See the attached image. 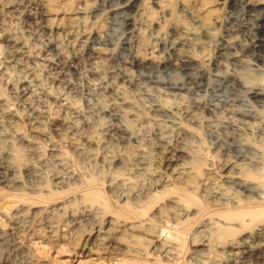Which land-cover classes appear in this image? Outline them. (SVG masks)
<instances>
[{
  "label": "rangeland",
  "instance_id": "1",
  "mask_svg": "<svg viewBox=\"0 0 264 264\" xmlns=\"http://www.w3.org/2000/svg\"><path fill=\"white\" fill-rule=\"evenodd\" d=\"M94 1L85 10L88 16L86 22L92 28H88L87 32L92 35L98 31L102 37L99 46L104 49L105 54L101 57L90 55L85 44L81 43L84 39L80 36V39H66L63 42L62 54L67 63L58 61L55 57L48 60V63L38 52L46 44L50 33L48 35L44 22L28 16L30 12H37V0H0V26L4 29L0 34V103L3 105L2 109L0 106V163L5 167H14L16 173L13 177L18 181L15 193L11 188L0 184V199L3 201L4 197L12 195L24 196L29 202L32 201L27 202L34 208L23 213V226H26L20 232L24 236L21 242L17 239L16 232L6 234L4 240L0 237V264H196L197 260L205 264H228L225 253L235 248V243L254 229L261 216L253 217L250 221L245 217L243 222L235 221L238 225L233 224L227 228L217 225L218 220L214 216H221L222 212L212 214L210 211L213 208L209 206L216 201L212 199L216 195L215 191L223 197L220 200L227 196L229 198L225 200H229L235 192V197L247 194L254 200L264 196V192L257 189L258 192L251 188L253 193L251 190L244 193L237 188L227 189L229 184H224L229 180L225 170L227 168L224 167L227 162L238 160L245 163L249 161L248 158H264V140L258 139L252 131L264 127V98L252 100L249 93L252 87L264 89V46L257 51L249 50L257 24L256 19H253L256 13L243 8L247 0H203L213 10V16H205L207 20L209 18L212 29V36L205 41L203 56L201 55L205 59L202 62L205 67H202V71L201 68L179 71L177 65L174 66L178 61L169 51L173 25L180 23L179 21L190 23L188 14L179 11V2L182 0H163V12L152 8L154 0H140L139 4H145L152 13L149 21L140 28L142 44L153 46L160 57L156 63L141 65L133 64L131 51L124 41L127 40L126 19L129 16L135 19L136 9H129L128 12L122 6L123 0ZM184 1L188 2L193 11L196 10L193 0ZM261 1L264 3V0ZM7 3L11 5L10 8H6ZM261 7L264 10V4ZM36 23L40 24L37 26ZM5 32L23 37L30 51L34 50L30 52L26 62L27 67H34L28 68L33 79L29 77L23 82L19 79L22 76L16 75L15 71L5 70L4 55L1 56L5 53ZM232 38L234 44L232 43V49H228L225 42ZM217 51L223 52L222 58H217ZM143 52L144 48L141 47V53ZM255 53H261L260 57ZM196 54L198 55V51ZM69 60L79 65L74 76L64 69L65 65L62 68L63 64L71 63ZM34 61L36 65H32ZM91 67L108 79L117 78L118 84L122 82L120 86L127 97L128 105H132L141 115L135 122H130V129L139 132L138 138L141 141L137 145L120 139L109 140L104 133L105 126L114 123L108 117L110 110L128 106L119 107V101L116 103L110 100L103 90L94 88L95 78ZM171 67H176L178 71ZM60 71L63 72L59 73ZM123 72L130 74L129 81L124 84L118 78L122 77ZM239 79H242L241 84ZM29 81L35 86L32 87ZM25 83L31 86L29 94L34 95H23ZM19 88L21 90L18 92ZM65 93L72 97L75 104L72 106H77L76 109L80 110L90 124H83L78 119V123H74L69 129L67 120L70 119V111L66 109L67 104L61 98ZM22 95L26 97L23 98ZM157 104L163 108L169 105L174 109L168 115L160 113L154 118L149 109H154ZM6 112H10L12 117L7 116ZM193 115H196L195 118ZM165 125L168 136L163 145L156 133L160 129L165 130ZM176 125L184 131L177 130ZM189 137L195 143L189 144L186 141ZM239 143L245 145L240 146ZM171 145L183 147L185 153H176L179 158L175 163L166 162L167 151L174 148ZM163 148L166 149L163 151ZM59 156L65 158L68 165L62 164L63 169L52 158ZM113 159L117 160L118 165L123 162L130 169L129 181L125 185L110 184L111 176L107 164ZM189 161L193 162L185 167H190L195 177L190 180L188 187H183L173 181L169 173L176 164ZM55 175L67 184H57ZM161 178L163 180L158 181ZM56 184L63 188L58 189ZM89 192L90 195L87 196ZM225 200L223 203L228 205ZM51 201L55 202L52 204ZM40 205L44 210H41ZM235 208H241V205ZM36 229L40 233L47 232L46 235L54 234L56 237L62 235L63 238H57V242L52 243L45 239L44 244L36 250L23 246L29 244V235ZM145 235L157 236L160 245ZM97 236L107 238L100 249L96 246L99 242ZM8 239L12 240L9 242ZM16 239L22 245H18ZM170 239L175 248L171 250V254L163 256L161 253ZM200 239L206 241L205 247L197 244L196 241ZM92 244L97 247L96 250ZM153 247H156L155 251ZM129 248L139 249L141 252L133 254L129 252ZM260 250L264 251V247L255 250L257 259L246 260L248 262L243 260L244 264H264V254H260Z\"/></svg>",
  "mask_w": 264,
  "mask_h": 264
},
{
  "label": "bare ground",
  "instance_id": "2",
  "mask_svg": "<svg viewBox=\"0 0 264 264\" xmlns=\"http://www.w3.org/2000/svg\"><path fill=\"white\" fill-rule=\"evenodd\" d=\"M94 0H37V7L38 9L36 10L37 12L35 13H29V17H35L36 19L38 18V20H41V22H44L47 29H48V35L49 37H47L48 39H46V44L42 47V49H39V56H41L43 58L44 61H48L50 60L52 57H55L61 61H64V56L62 54L63 52V42L66 39L69 40H77L78 38L80 39V36L84 39H82L83 41H81V43L85 44V49H87V51L90 53V55H93L94 57H101V55L103 56L104 53V49L102 47L99 46V43L102 42V37L99 35L98 31L97 32H93L92 35L91 33L89 34V32H87L88 24L86 22L87 19V15L85 13V10L87 9V6L89 4H91ZM23 2V1H22ZM95 2V1H94ZM93 2V3H94ZM140 0H123V7L124 9H128V12L130 11L129 9H136V17L135 19L131 18V16H129L128 19H126V27H127V40L125 39L124 41L126 42L128 48L131 51L132 54V62L134 65H141L143 63H152V62H158L159 60V56H158V52L156 51V49L153 46H150L149 44L144 46L142 44V37H141V26H143L145 23H147L150 19V16L152 15L151 13V9L146 7L145 4H139ZM164 1L163 0H154L152 1V8L156 9L157 11L163 12V7H164ZM193 2L196 4V10H192L190 8V6L188 5V2H185L184 0L179 2V11L180 13H187L189 16V24H184L181 21H179L180 23L174 24L172 27V31H171V40H170V55L173 57L175 56L178 63L174 66L177 65L178 70L179 69H183V70H189V69H193L195 70V68H201L200 71H202V67L204 68V66H202V62L203 57H201V55L203 56L202 52H203V48L205 45V41H207L211 36H212V29L210 27V24L208 22V20L205 18L206 15L213 16V10L209 9V7L207 5H205V3H203V0H193ZM9 3V1H8ZM7 3V4H8ZM6 4V8H10L11 5ZM121 4V3H120ZM236 4V3H235ZM241 4V3H240ZM238 3V5H240ZM243 4V3H242ZM264 3L261 0H247L243 5V8L245 7L249 12H255L256 16L253 17V19H256L257 24L254 30V35L252 38V41L250 42L251 44L249 45V50H260L262 49V47L264 46V10H262L263 8L261 7ZM22 5V4H21ZM31 5V4H30ZM4 6V5H3ZM235 6V5H233ZM232 6V7H233ZM231 7V9H232ZM241 7V6H240ZM5 8V7H4ZM26 8V7H25ZM242 8V10H243ZM14 9V8H13ZM229 9V11L231 10ZM33 10V9H31ZM35 10V9H34ZM123 10V9H122ZM7 12H11V11H7ZM23 12V10H22ZM245 12V11H244ZM6 13V11H5ZM12 13V12H11ZM21 13V12H20ZM19 13V14H20ZM125 14V13H124ZM248 15V13H246ZM252 14V13H251ZM254 14V13H253ZM128 15V13H127ZM130 15V14H129ZM245 15V14H244ZM13 16V15H12ZM21 16V15H20ZM27 16V17H28ZM249 17V16H248ZM33 18V19H35ZM125 18V16H124ZM127 18V16H126ZM13 19V18H12ZM15 19V18H14ZM17 19V17H16ZM124 20V19H123ZM26 21V20H25ZM35 21V20H34ZM8 22V21H7ZM37 22V21H36ZM32 24V23H31ZM40 23H38L39 25ZM14 25V24H13ZM37 25V23H36ZM37 25V26H38ZM10 26V25H9ZM32 26V25H31ZM35 26V24H34ZM36 26V27H37ZM42 26V25H40ZM124 26V27H125ZM255 26V25H254ZM43 27V26H42ZM9 28V27H8ZM22 28V27H21ZM39 28V27H38ZM91 28V27H90ZM89 28V30H90ZM158 28V27H156ZM40 29V28H39ZM42 29V28H41ZM44 29V28H43ZM92 29V28H91ZM4 31V29L0 26V34H2ZM8 31V30H7ZM6 31V32H7ZM20 31V30H19ZM30 31V30H29ZM46 31V29H45ZM125 31V30H124ZM5 32V33H6ZM15 32V31H14ZM126 32V31H125ZM21 33V32H20ZM46 33V34H47ZM19 34V33H18ZM252 34V33H251ZM4 35V34H3ZM22 35V34H21ZM31 35V34H30ZM232 35V34H231ZM47 36V35H46ZM251 36V35H250ZM40 37V36H39ZM126 37V35H125ZM25 38V36H24ZM231 38V37H230ZM28 39V38H27ZM3 40H4V44H5V48L3 50H5V53L1 56L4 55L3 57V63L6 65L5 70L7 69H12L13 71H15L14 73H16V75L18 76H22L23 82L24 79L27 80L29 77H31V67H27L28 63L26 65L27 59L30 55V52H34L30 51V47L28 45H26L27 43H25V41L23 40V37H16L14 34H8L6 33L3 36ZM29 41V40H28ZM104 41V40H103ZM226 41V40H225ZM233 38L232 40H227L225 42V45L228 46V49H232L231 46H233L234 42ZM169 42V41H168ZM233 43V44H232ZM34 44V43H33ZM74 44V43H73ZM124 44V42L122 43ZM37 45V44H36ZM71 45V43H70ZM69 45V46H70ZM224 45V46H225ZM28 46V47H27ZM40 46V45H38ZM103 46V45H102ZM221 46V45H220ZM248 46V44H247ZM74 47V46H73ZM141 47L144 48V52L141 53ZM168 48V47H167ZM224 48V47H223ZM221 48V49H223ZM248 48V47H247ZM246 48V50H247ZM2 49V47L0 48V50ZM32 49V47H31ZM227 49V47H226ZM225 49V50H226ZM197 50L198 51V55L196 53H194L193 51ZM224 50V51H225ZM37 51V50H36ZM128 51V50H127ZM253 51V52H254ZM262 51V50H261ZM252 52V51H251ZM260 52V51H259ZM72 53V52H71ZM217 55V58H222L221 56L224 55L222 54L223 52L221 51H217L215 52ZM32 54V53H31ZM34 54V53H33ZM37 54V53H36ZM35 54V55H36ZM168 54V53H167ZM227 54V53H226ZM225 54V55H226ZM256 54V53H255ZM77 54H75L76 56ZM89 55V54H88ZM169 55V54H168ZM169 55V56H170ZM229 55V54H227ZM232 55V54H231ZM230 55V56H231ZM258 55V57H260L259 55H261V53L256 54V56ZM170 56V57H171ZM235 56V55H234ZM37 57V56H36ZM227 58V56H224ZM39 58V57H38ZM229 58V56H228ZM233 58V57H232ZM255 58V57H253ZM76 59V58H75ZM97 59V58H96ZM258 58H256L257 60ZM42 60V59H41ZM42 60V62H43ZM169 60V59H168ZM175 60V61H176ZM228 60V59H227ZM254 60V59H253ZM259 60V59H258ZM70 61V60H69ZM176 61V62H177ZM214 61V60H213ZM221 60H219L220 62ZM63 62V63H64ZM71 62V61H70ZM218 62V60H217ZM223 63V61H221ZM220 62V63H221ZM2 63V64H3ZM30 63V62H29ZM49 63V61H48ZM56 63V62H55ZM61 63V62H60ZM67 63V62H65ZM213 63V62H212ZM225 63V61H224ZM227 63V61H226ZM225 63V64H226ZM36 65L35 61L34 63H32V65ZM51 64V63H50ZM225 64H222L225 66ZM31 65V64H30ZM42 65V64H41ZM44 65V64H43ZM53 65H55L53 63ZM65 65V66H64ZM171 65V64H169ZM46 66V64H45ZM50 66V65H49ZM58 66V65H56ZM64 66V69L69 71V73H76L79 68H78V64L71 62L68 64H63L62 68ZM214 66V65H213ZM220 66V65H218ZM2 67V66H1ZM36 67V66H35ZM30 68V69H28ZM34 68V67H32ZM44 68V66H43ZM173 69V67H171ZM177 70L176 67H174ZM222 68V67H221ZM49 69V68H48ZM51 69V68H50ZM60 69V68H59ZM92 69V74H94V88L95 89H99V90H103L106 94L107 98H110V100H114V102L117 103V101H119V107L120 106H128V107H123V108H116V109H111L110 113H108V117L112 119V121H114L113 124H109V126H105V132L106 135L109 137V140H116V139H120V140H124L126 142H131V144H136L139 143L141 140L138 138L139 136V132H137V130L133 131L132 129H130V124L132 122H135L139 116H141L140 114H138L132 105H128V100L127 97L124 96V91L121 89L122 85L121 83L118 84L116 83V79H108L104 76H102L94 67H91ZM173 69V70H175ZM58 70V69H57ZM225 70V69H224ZM12 71V72H13ZM59 71V70H58ZM57 71V72H58ZM64 71V70H63ZM62 71V72H63ZM124 71V70H123ZM180 71V70H179ZM192 70H190L191 72ZM5 71H3L4 73ZM8 72H10L8 70ZM6 72V73H8ZM56 72V73H57ZM61 71L59 73H62ZM122 71H120L121 73ZM131 72V71H130ZM182 72V71H181ZM184 72V71H183ZM204 72V70H203ZM35 73V72H34ZM42 73V72H41ZM39 73V74H41ZM50 73V72H49ZM54 73V72H53ZM55 73V74H56ZM68 73V74H69ZM129 73V72H128ZM128 73H124L121 75L122 77H118L121 78V81L126 82L127 80L129 81L130 79V74ZM180 73V72H179ZM13 74V73H12ZM67 74V73H66ZM78 74V73H77ZM182 74V73H181ZM184 74V73H183ZM187 73H185L186 76ZM250 74V73H249ZM6 75V74H5ZM8 75V74H7ZM15 75V74H14ZM15 75V76H16ZM38 75V74H37ZM51 75V74H50ZM53 75V74H52ZM60 75V74H59ZM63 75V74H62ZM189 75V74H188ZM203 75V74H202ZM227 75H229V73H227ZM233 75V74H231ZM133 76V75H131ZM57 77V76H56ZM225 78V76H223ZM236 77V76H235ZM235 77H233L235 79ZM9 78V77H7ZM17 78V77H16ZM27 78V79H26ZM32 78V77H31ZM35 78V77H34ZM37 78V77H36ZM53 78V77H51ZM60 78L63 79V76H61ZM65 78V77H64ZM237 78V77H236ZM6 79V78H5ZM10 79V78H9ZM33 79V78H32ZM49 79V78H48ZM61 80V83L63 82ZM132 79V78H131ZM7 80V79H6ZM30 80V79H29ZM226 80V78L224 79ZM240 80V79H239ZM31 81V80H30ZM29 81V83H30ZM54 81V80H53ZM228 81V80H227ZM238 81V80H237ZM242 81V79L240 81H238L239 83ZM9 82V81H8ZM20 82V81H19ZM36 82V81H35ZM229 82V81H228ZM28 83V82H26ZM24 86L23 91V95H26V93L29 94V87L32 86V84L30 83L31 86H27L29 84ZM58 83V82H57ZM67 83V82H66ZM72 83V82H71ZM127 83V82H126ZM231 83V82H230ZM238 83V85H239ZM7 84V83H5ZM60 84V83H58ZM68 84V83H67ZM241 84V83H240ZM39 85V83H38ZM118 85V86H117ZM251 85V84H250ZM249 85V86H250ZM35 86V85H33ZM32 86V87H33ZM37 86V85H36ZM241 86V85H240ZM259 86V85H258ZM22 87V86H21ZM20 87V88H21ZM40 87V86H39ZM19 88L18 92L21 90ZM182 88V87H181ZM190 88V87H189ZM192 88V87H191ZM209 88V87H208ZM249 90L250 95L252 97V100L254 98L255 99H261L264 98V89L259 87V88H254ZM32 89V88H31ZM34 89V88H33ZM41 89V88H40ZM35 90V89H34ZM60 90V89H59ZM21 91V92H22ZM15 92V91H14ZM63 92V91H62ZM164 92V91H163ZM41 93V92H40ZM39 93V94H40ZM61 93V92H60ZM69 93V92H67ZM65 93V95H63L61 98L62 100L67 104L66 109L69 110V114H70V119L67 120L68 121V127L69 129H71L77 122V120H82L83 124H90V122L83 117V115L80 113V110L76 109L75 106H72L73 101L72 97H70L69 95L67 96ZM248 93V95H249ZM17 94V93H16ZM22 94V93H21ZM38 94V93H37ZM49 94V93H48ZM22 95V96H23ZM29 95H34V94H29ZM36 95V94H35ZM60 95V94H59ZM58 95V96H59ZM82 95V94H81ZM171 96H175V94H170ZM20 96V95H19ZM44 96V95H43ZM47 96V95H46ZM74 96V95H73ZM83 96V95H82ZM168 96V95H167ZM17 97V96H16ZM26 97V96H25ZM23 96V98H25ZM29 97V96H28ZM36 97V96H35ZM250 97V98H251ZM19 98V97H18ZM45 98V97H44ZM75 98V97H73ZM27 99V98H26ZM25 99V100H26ZM59 99V98H58ZM87 99V98H86ZM14 100V99H13ZM37 100V99H36ZM42 100V99H41ZM31 101V100H30ZM34 101V100H32ZM40 101V100H39ZM36 102V101H35ZM42 102V101H41ZM61 102V101H60ZM26 103V102H25ZM24 103V104H25ZM31 103V102H30ZM64 103V104H65ZM113 103V102H112ZM4 104V103H3ZM20 104V103H19ZM27 104H29L27 102ZM34 104V103H33ZM41 104V103H40ZM58 104V103H57ZM63 104V106H64ZM35 105V104H34ZM33 105V106H34ZM37 105V104H36ZM75 105V104H74ZM158 105V104H157ZM156 107H154V105L152 107H154V109H149V112H151V114L153 115L154 118L158 117L160 113L162 114H166L168 115L170 112V110L174 109L172 107H170L168 105L167 108H163L162 106L158 105ZM1 109H2V104L0 103ZM9 106V105H8ZM30 106V105H29ZM150 106V105H148ZM58 107V106H57ZM60 107L61 104H60ZM59 107V108H60ZM65 107V106H64ZM75 107V108H74ZM5 108V106L3 107ZM38 108V107H37ZM218 108V107H217ZM15 109V108H14ZM32 109V107H31ZM63 109V108H62ZM4 110V109H3ZM9 110V109H8ZM35 110V109H34ZM33 110V112H34ZM93 110V109H92ZM151 110V111H150ZM231 110V109H230ZM2 111V110H1ZM44 111V110H43ZM64 111V110H63ZM98 111V110H97ZM107 111V110H106ZM212 112V110H210ZM47 112V111H46ZM103 112V111H102ZM169 112V113H168ZM190 112V111H189ZM3 113V112H2ZM10 113V112H9ZM9 113H5L7 116L12 117ZM39 113V112H38ZM65 113V112H64ZM63 113V114H64ZM99 113H101L99 111ZM106 113V112H105ZM168 113V114H167ZM202 113V112H201ZM93 113H91L92 115ZM194 114V113H193ZM172 114H170L171 116ZM192 115V114H191ZM38 116V115H37ZM63 116V115H62ZM69 115H67L68 117ZM194 116V115H193ZM196 116V115H195ZM194 116V118H195ZM16 117V116H14ZM163 117V116H162ZM168 117V116H167ZM165 117V118H167ZM189 117V116H188ZM90 118V117H89ZM99 118V117H98ZM160 118V117H159ZM210 118V117H209ZM10 119V118H9ZM76 121H73L75 120ZM192 119V118H191ZM197 119V117H196ZM195 119V120H196ZM256 119V118H255ZM261 119V118H260ZM66 120V119H65ZM108 120V119H107ZM193 120V119H192ZM237 120V119H236ZM81 122V121H79ZM131 122V123H130ZM187 122V121H186ZM259 122H261L259 120ZM78 123V122H77ZM128 123V124H127ZM190 123L192 124L193 121ZM211 124V123H210ZM240 124V123H239ZM256 125V124H255ZM178 126V125H176ZM264 126V125H263ZM169 127V125L167 126ZM196 127V126H195ZM78 128V127H77ZM166 128V125H165ZM171 128V126H170ZM175 128V127H174ZM173 128V129H174ZM177 128V127H176ZM172 129V130H173ZM180 131H184V129H181V127L178 129ZM176 130V131H177ZM77 131V130H76ZM169 131H171L169 129ZM253 134H255L254 136H257L258 139L260 140H264V127H260V128H256L255 130H252ZM175 132V131H173ZM168 133L167 128L165 130L160 129L157 133H156V137H158V140H160L161 144L164 145V143L166 142V135ZM179 133V132H178ZM177 134V132H176ZM183 134V132H182ZM105 135V134H104ZM179 134H177L178 136ZM77 136V135H76ZM155 136V135H154ZM171 137V136H170ZM185 137V136H184ZM170 139V138H168ZM176 139V138H175ZM173 140V139H172ZM171 140V141H172ZM168 141V140H167ZM189 144H193L195 143V140H193L191 137L187 138L186 140ZM234 141V140H233ZM237 141V140H236ZM157 142V140H156ZM176 142V141H175ZM181 142V141H180ZM74 143V142H72ZM76 143V142H75ZM74 143V144H75ZM159 143V142H158ZM157 143V144H158ZM170 143V142H168ZM167 143V145H168ZM238 142H236L237 144ZM177 144V143H176ZM243 145L242 143H239V145ZM163 145H159V146H163ZM240 145V146H241ZM245 145V144H244ZM243 145V146H244ZM262 145V144H261ZM158 146V145H157ZM166 146V145H165ZM164 146V147H165ZM172 146V145H171ZM242 146V147H243ZM247 146V145H246ZM167 147V146H166ZM174 148H170L169 151H167L168 157L166 158V162L169 163H175L177 161V159L179 158V155L177 156V154H183L184 151L182 150L183 147H179V146H172ZM185 147V146H184ZM169 148V146H168ZM166 148H163V151ZM222 149V147H221ZM77 150V149H76ZM162 150V149H161ZM186 150V149H185ZM242 150V149H241ZM183 151V152H182ZM166 152V151H165ZM177 153V154H176ZM190 151H188L187 154H189ZM224 153V152H223ZM164 154V153H163ZM166 154V153H165ZM185 154V153H184ZM189 154V157L190 158ZM228 155V154H227ZM187 156V155H186ZM229 156V155H228ZM227 156V157H228ZM264 156V154L262 155ZM54 162L58 165H62L65 163L66 165V161L65 158L62 157H52ZM236 158V157H235ZM238 158V157H237ZM243 159V157H242ZM246 159V158H245ZM52 160V159H51ZM67 160V159H66ZM248 162L244 161L245 163H241L240 161H233V162H227L228 164L224 165V167H226L227 169V173H228V181H226L224 184L225 186H227L226 184H229V187L227 186V189H231V188H237L238 190H241L242 192H246L248 190H251V188L254 190H259V191H263L264 192V158L263 159H258V160H253L252 158L249 159L248 158ZM49 162V161H48ZM47 162V163H48ZM53 161H50V163ZM193 161H189V162H183L182 164L180 163L179 165L176 164L177 166H174L173 168L170 169V173L169 176L170 178H172L173 181H177L178 185H181L183 187H188L190 180L193 179L195 177V174H193V171L190 167H185V165L192 163ZM44 164V163H43ZM119 164V163H118ZM117 164V160L113 159L111 161H108V169L110 170V176L109 177V181L110 184L116 185V186H120V185H125L126 182L129 181V177H128V171L130 170L128 165H125L122 163H120V165ZM4 164L1 165L0 163V184L3 185L4 187H8L12 189V191H16L17 186L18 185V181L16 180V178H14L13 176L15 175V169L14 167H5L3 166ZM51 165V164H50ZM57 165V166H58ZM175 165V164H174ZM52 166V165H51ZM56 166V165H55ZM68 166V165H66ZM44 167V165H43ZM42 167V168H43ZM53 167V166H52ZM172 167V166H171ZM54 168V167H53ZM65 168V167H64ZM63 169V165L62 168ZM224 170V171H225ZM39 171V169H38ZM61 171V170H60ZM34 172V171H33ZM58 173V172H57ZM33 174V173H32ZM208 174V173H207ZM36 175V173H35ZM57 175V174H56ZM55 175V176H56ZM71 175H69L70 177ZM168 176V177H169ZM208 176V175H207ZM59 177V176H58ZM73 177V176H72ZM209 177V176H208ZM68 178V176H67ZM63 179V177H62ZM66 179V178H65ZM64 179V180H65ZM70 179V178H69ZM166 179V178H165ZM54 180V178H53ZM57 184L63 183L61 182L60 178H55ZM163 179L161 178V180L158 181H162ZM205 180H207L205 178ZM71 181V180H70ZM156 181V180H155ZM225 181V180H224ZM55 184V183H54ZM56 184V186H57ZM63 184H67L66 182ZM231 185V186H230ZM2 186V187H3ZM55 186V185H54ZM55 186V190L57 189ZM60 186V185H59ZM58 187V189L63 188V187ZM65 188V187H64ZM211 188V187H210ZM219 188V187H218ZM212 189V188H211ZM217 190V189H216ZM256 190V191H257ZM252 191V190H251ZM250 191V192H251ZM255 191V192H256ZM12 192V194H14ZM208 192V191H207ZM258 192V191H257ZM214 193V192H213ZM236 193V192H235ZM234 193V194H235ZM253 193V191H252ZM212 194V191H211ZM216 194V195H215ZM221 194V193H220ZM225 195V192L223 193ZM234 194H232L229 200H225L227 197H225L224 199L220 200L221 197L219 194L217 195L216 191L214 193L215 196L212 197V199L216 200L212 203L211 208H213V210H211L210 212H212V214L217 215V213H221L222 215L219 216H214V218H216V220H218V222L216 223L217 225L221 226V227H229L230 225L236 224L238 225L236 222H243V219L245 217L249 218V221L253 218V217H257V216H261V219L258 221L259 223L255 225L254 229L245 234L243 237H241L236 243H235V248H232L231 251H227L225 253V261L228 264H244L243 260H249V259H257L256 257V252L255 250L260 249L261 247H264V196L262 198L256 199L254 200L253 198H250L249 195L246 194V196H237L235 197ZM25 195V194H24ZM90 195V192L87 193V196ZM207 195V194H206ZM242 195V194H241ZM245 195V194H243ZM253 195V194H252ZM2 196V195H0ZM86 196V194H85ZM86 196V197H87ZM220 196V197H218ZM248 196V197H247ZM210 197V195H209ZM31 198V197H30ZM41 198V197H39ZM43 198V197H42ZM229 198V197H228ZM4 200L1 201L0 203V237L2 238V240H4V236L8 233H17L16 237H18L17 239L23 240L22 234H20L21 229L25 226H23L24 220H23V213L25 211L28 210H33V206L32 205H28V199L26 197H21V196H16V195H12V196H7L6 198H3ZM34 199V198H33ZM32 199V200H33ZM37 199V198H36ZM45 199V198H44ZM51 199V198H50ZM38 200V199H37ZM211 200V199H210ZM209 200V201H210ZM223 200H225V202L227 201L228 205H226L225 203H223ZM28 201V202H27ZM40 201V200H39ZM44 201V200H43ZM222 201V202H221ZM32 203V201H30ZM29 202V203H30ZM52 202V201H51ZM50 202V204H51ZM55 202V201H53ZM52 202V204H53ZM41 203V202H40ZM230 203V204H229ZM35 205V203H34ZM44 205V204H43ZM238 205H241V208H235ZM37 206V205H36ZM41 206V205H40ZM47 206V205H46ZM39 207V206H38ZM42 208V206H41ZM40 210V209H39ZM41 210H44L43 208ZM40 210V211H41ZM37 211V210H36ZM32 214V213H31ZM263 216V217H262ZM235 218V219H234ZM28 219V218H27ZM236 221V222H235ZM29 222V221H28ZM6 223V224H4ZM2 224H4L2 226ZM29 225V224H28ZM27 225V226H28ZM3 227H5V229H3ZM8 227V228H7ZM7 228V230H6ZM109 229V228H108ZM105 231V230H104ZM97 232V231H96ZM23 233V230H22ZM26 233V231H25ZM47 232H43L40 233V231H38L37 229L35 231H33L32 234H30L29 236V247L28 245H23L27 248H32L33 250H36L37 247H41V244L43 243V241L46 239L49 242H57L56 239H62V235L61 236H54V234H49L46 235ZM99 233V232H98ZM101 233V232H100ZM104 233V232H103ZM20 234V235H19ZM27 234V233H26ZM57 234V233H56ZM105 234V233H104ZM10 235V234H9ZM9 235L7 237H9ZM174 235V234H173ZM177 235V234H176ZM147 238H152L153 240H155V242L158 244V246L160 245L159 243V239L157 236H149V235H145ZM12 237V236H11ZM15 237V236H13ZM62 237V238H60ZM65 238V237H64ZM97 240H99V242H97L96 246H98V248L100 249L102 246H104V243L106 241V237L102 236L98 237L97 236ZM16 239V240H17ZM173 239V238H172ZM12 240V239H11ZM11 240H7V241H11ZM14 240V239H13ZM17 240V242H18ZM27 240V239H26ZM96 240V239H95ZM93 240V241H95ZM15 243V241H12V243ZM21 242V241H20ZM96 242V241H95ZM197 244L199 246H206V241H202V239L196 241ZM2 244V243H1ZM0 244V245H1ZM4 244V242H3ZM10 245V243H8ZM18 245H22L21 243H17ZM44 244V243H43ZM31 245V246H30ZM40 245V246H39ZM7 246V244H6ZM11 246V245H10ZM93 246V244H92ZM157 246V245H156ZM8 247V246H7ZM13 247V246H12ZM22 247V246H21ZM95 247V246H93ZM218 247V246H217ZM9 248V247H8ZM19 248V247H18ZM82 248V247H81ZM89 248V247H88ZM175 248V244L173 243V241L167 240V245L165 246L164 250L162 251L161 254H164L163 256L167 255V254H171V250H173ZM219 248V247H218ZM14 249H17L14 247ZM83 249V248H82ZM86 249V248H84ZM93 249H97V247L93 248ZM98 249V251H99ZM152 249H154L153 251L156 250V247H153ZM27 250V249H26ZM103 251V249H101ZM235 250V252H234ZM88 251H90L91 253V249H89ZM96 253H99V252ZM152 251V252H153ZM15 252V251H14ZM26 252V251H25ZM30 252V251H29ZM34 252V251H33ZM30 252V253H33ZM94 252V251H93ZM92 252V254H93ZM129 252L133 253V254H140V250L139 249H135V248H129ZM36 253V252H35ZM86 253V252H85ZM95 254V252H94ZM260 254H264L263 250H260ZM91 255V254H90ZM259 255V254H258ZM36 256V255H35ZM40 256V255H39ZM86 256V255H85ZM89 256V255H88ZM94 256V255H93ZM88 258V257H87ZM40 259V258H39ZM89 260V259H88ZM93 260V259H92ZM95 260V259H94ZM93 260V261H94ZM92 261V262H93ZM96 261V260H95ZM97 262V261H96ZM248 262V261H246ZM245 262V263H246ZM251 262V261H250ZM249 262V263H250ZM20 263V262H19ZM96 264V263H95ZM196 264H205L203 261L197 260Z\"/></svg>",
  "mask_w": 264,
  "mask_h": 264
}]
</instances>
